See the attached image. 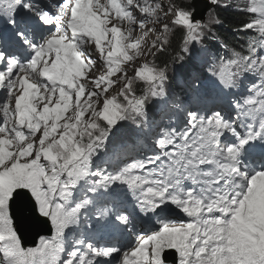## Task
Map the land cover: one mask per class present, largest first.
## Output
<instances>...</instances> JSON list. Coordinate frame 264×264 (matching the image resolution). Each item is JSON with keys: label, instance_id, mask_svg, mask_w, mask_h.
I'll return each mask as SVG.
<instances>
[{"label": "rangeland", "instance_id": "rangeland-1", "mask_svg": "<svg viewBox=\"0 0 264 264\" xmlns=\"http://www.w3.org/2000/svg\"><path fill=\"white\" fill-rule=\"evenodd\" d=\"M171 1L173 9H171ZM150 2V13L148 14V16H144V19L141 18L139 7L136 5L134 12H129V14H127L126 16L118 14L119 12H114V14L109 13L106 18V20L108 21L106 22H99V20L97 19L91 20V23L89 24L90 28L88 30H92L84 31L82 36L83 44L81 43V63H78L77 61L73 62L66 69V74L59 79L60 83L56 87V89L42 91L43 96H41V99L49 97L52 92H56L57 94L63 92L64 95L59 97V100L55 103L53 108L47 109V111L40 112L38 115H35L32 104L30 105L31 109H29V112L27 114L28 125L30 127H36L35 122L39 121L46 126L47 132L50 136H52V139L46 140L45 147H47L50 142L56 140L61 131H66L69 127L72 128L75 119L82 110L83 112L89 114L87 117L81 120L80 124H78V128L81 129V133H86L87 129H82L85 128L86 125H88V122H90V118H95L97 115H99L102 109V104L103 106H105V102H108V99H115L116 97H118L117 95L119 93L121 94L123 91V85L125 84V82L128 81L130 77H133L135 71H140L141 67H144L147 64L146 61L150 59L156 48L155 39L162 35L161 27L168 25V22H170L172 18H175L177 23H179L180 25L190 24L188 14L184 11L176 9V7L174 6V0H150ZM206 2L209 3V0H207ZM221 2L226 5L229 3V0H222ZM228 7L229 5H227V8ZM59 8L60 11L69 12L70 3H67L64 6H59ZM262 14L264 15V12H262ZM117 15L119 16L118 18ZM111 25H114L113 28H110ZM195 31L196 29H191V34L195 35ZM96 51H98L99 53V58H95L93 60L92 58H94L93 55H96ZM109 52H111L110 63L114 64L115 58L118 62L117 65H115L114 73L108 79V83L104 85L102 83V80H99L97 76L103 70H109V68L106 67L105 63L102 60L103 54L107 55L106 59L109 58ZM189 54L190 53L187 51L185 63L188 60L193 61V59L189 57ZM205 61H207V58H205ZM103 65L104 69H102ZM186 65L188 64L186 63ZM194 69L195 66L192 63L189 73L193 72ZM10 86L13 87L12 85ZM10 86L8 85V88ZM105 86L107 87V89H105ZM69 92L72 93L71 96L68 94ZM78 92H81V96L77 101L75 99H77L79 95L77 94ZM8 93L9 92L5 91L2 100ZM189 94L190 91L187 90L186 95L188 96ZM35 96L26 94L27 98L23 100L22 104L24 106V109H26L30 104V98L32 101L36 98ZM130 98L131 96L129 97V99ZM173 100L166 103V107L163 110L164 112L162 111V115L170 112L171 103L173 102ZM36 103L40 104V100L37 99ZM158 103L159 101L155 100V102H153V104L151 105V109L159 112L160 106ZM251 104H254V102H251ZM46 105L47 100H45L44 104H40V107L42 106L44 108ZM259 105L260 102L256 105L255 111L257 110ZM215 109L216 108L214 107L212 110ZM4 111L7 114L10 113V109L8 108L7 104L4 107ZM173 113L174 112H172L171 115H173ZM223 113L226 114V112ZM214 114H217V112H213L212 115L203 112L195 121V123L192 124V128L195 129L201 126L208 127V123H214L216 121L215 117H213ZM5 115L6 114H4V116ZM158 117L160 116L158 115ZM160 123L161 122L157 121L155 124H153L151 128L152 132L147 135V140L150 143L149 145L152 152L155 150L154 142L158 138L157 134L159 133L158 127L160 126ZM41 130L43 129H37L36 132H32L29 131L28 127L25 133H32V135L28 134L26 138L23 136L21 142L14 141L12 144H4L5 153L0 163V168L3 169L0 170L2 173L0 174V237H3L4 241H6L8 244V247L11 246L12 249L16 248L18 250V246H16L17 239L14 236L15 234L12 229V222L9 219L7 211L8 198L11 196L9 192L11 190L12 182L14 189H17L19 187L20 180L22 181V184H28L27 178L23 177V165L34 164L37 172L36 177L38 176L41 178L44 174H46V171L52 168L54 164L53 161L47 162L43 155V158L38 161V167L37 162H35L32 155L34 144L36 146V150L40 151V144L37 142L39 141V131ZM67 131L70 132L71 129ZM35 133L37 134V137L34 136ZM55 135H57V137ZM138 145L140 146L139 151L143 152V145L140 141L138 142ZM118 154L120 155V153ZM130 157H132V155H130L129 157L126 155V161H131L132 159L130 160ZM10 161L12 162L11 166H9ZM121 161L122 160L120 159L117 160L116 165L118 163H121ZM46 165L47 169L45 170ZM116 167H113V169H115ZM49 172L50 171H48V173ZM76 178L77 177L75 175H72V178L70 180ZM146 198L149 199L150 202L153 201L152 196H146ZM42 200L46 201L45 196L42 197ZM239 207H246L247 210L245 211L244 216H240V219L236 220L237 225H240L242 222L251 219L255 210L254 206L247 205L246 202H244ZM230 232L232 235H234V239H243V234L238 235V233H235L233 230H231ZM260 236L261 238H264V232H260ZM55 243L56 239L54 238L51 240V244L55 247ZM167 245L168 244H165V246ZM243 245L245 244L243 241H241L240 249ZM179 248L181 247L178 246V249ZM55 249L56 248H54L53 251ZM31 256L32 257L30 258V263L36 258L34 253H31ZM52 259L53 253L50 252L49 260L45 261V264H52ZM66 260H68V257L64 258L61 262L58 261V263L66 264ZM4 261L5 258H0V264H7ZM25 261L26 259H24L22 262L20 261L19 264H25Z\"/></svg>", "mask_w": 264, "mask_h": 264}, {"label": "trees", "instance_id": "trees-1", "mask_svg": "<svg viewBox=\"0 0 264 264\" xmlns=\"http://www.w3.org/2000/svg\"><path fill=\"white\" fill-rule=\"evenodd\" d=\"M219 0V4L207 14L205 22L199 26L197 33L193 36H187L190 30V25L184 26L178 23H169L161 27L162 35L155 39L156 48L147 64L142 67V72H147L151 75L155 72H164L167 76L166 83L174 85L178 79L177 67L184 63L188 48L195 49L197 53H210V67L206 71L197 73L200 90L216 91L218 88L226 90L229 86L226 82L221 81V74L224 70L242 74L248 67L247 63L242 60L248 58L252 53L254 45L257 44V36L259 31L264 28V15H259V10L256 9L258 0H229V7H222L224 3ZM174 6L186 12L189 16L191 8L188 0H174ZM191 61H186L190 65ZM195 64V62H193ZM214 69L217 76V84L212 81L208 71ZM208 73V74H207ZM196 77V78H197ZM186 78L185 76L183 77ZM139 77L131 78L123 86V91L117 95V104L105 108L101 113L106 118L101 120L95 118L87 129L86 133L80 135L79 146L80 150L87 153L85 167L89 164H94L99 160H103L102 155L106 158L109 156V150L112 147H117L125 141H132L133 134L136 130L141 129L140 120L150 114L147 106H138L141 101L130 102V95L134 98L139 96V90L142 88V83L137 81ZM193 80L192 78H188ZM195 79V78H194ZM131 89L134 91L132 92ZM179 92V90L177 91ZM176 93V92H175ZM133 98V99H134ZM182 97H180L181 99ZM118 120L116 134L107 137V142L101 137L100 129L106 125L113 124ZM93 125L99 127L94 128ZM75 131V130H74ZM97 140V146L93 147L94 141ZM92 150H89V147ZM100 148L102 152L100 154ZM63 146H59L55 151L50 148L46 154L48 158L54 159L59 153H63ZM65 167L67 169L70 154H64Z\"/></svg>", "mask_w": 264, "mask_h": 264}, {"label": "snow or ice", "instance_id": "snow-or-ice-1", "mask_svg": "<svg viewBox=\"0 0 264 264\" xmlns=\"http://www.w3.org/2000/svg\"><path fill=\"white\" fill-rule=\"evenodd\" d=\"M210 5H217L219 4V0H209ZM6 5V7H4ZM222 7H227V5H220ZM46 6L42 4L41 0H0V18L3 17V13L5 11L11 12V24H6L5 27L0 30V40L6 41L9 43L10 46H16L19 47L25 51H28L27 45L31 44L32 48L34 49L36 47V38L39 37L40 39H43L42 33L46 30L45 29V23L40 19V10L45 8ZM31 36V39H30ZM35 53L33 52V55ZM0 56L4 57L3 63L7 64L9 59V54L5 53L3 48H0ZM2 90V89H0ZM70 96L72 95L71 92L68 93ZM64 95L63 92L57 94L56 92H52L49 97H45L44 99H41V96H43V93H40L35 99L30 101L32 104V108L36 113H40L43 111H47L48 107H53L55 103L59 100V97ZM23 99V93L21 92L19 96H17V101H21ZM40 100V104H44L45 100H47V105L44 108L40 107V104L36 103V100ZM7 104L9 109L13 108V105L11 104V94H6V99L3 101H0V110H3L5 105ZM24 110V106L21 104H18L16 106L15 111H13L12 115L15 119L19 120L20 115ZM219 115V114H217ZM36 127H30L27 122L20 123L18 126L19 128L23 129L25 127H29V131L36 132L37 129H43L39 131V135L41 137V140L37 143L40 144V151L36 150L35 144L33 145V152L32 155L34 157L35 162L41 160L43 158L44 148L46 146V140L52 139V136L47 135V128L45 125L40 123L39 121H36ZM118 123V122H117ZM94 128L99 127L98 125H93ZM117 130V124L113 123L111 125H106L105 127L100 129V134L97 136V139H100L101 137L104 138L105 142H107V137L114 136L116 134ZM15 131V129H13ZM55 131V130H54ZM0 133H3L5 135H11L12 133L9 132L8 126L5 123V121L2 119L0 120ZM23 133H21V136ZM244 146H247L249 143H255V140L248 141L244 140L241 142ZM59 147L56 143H53L51 145V148L53 151ZM122 145L117 146V150H119ZM204 161L202 160L201 163ZM11 161L9 162V166H11ZM211 163V161H209ZM0 170H3L0 168ZM203 175L205 176H211L212 173L204 172ZM245 175L247 173L245 172ZM261 177H264V172H262ZM107 179V177H105ZM221 179H225L223 176L218 179H213L210 183L214 185H219L223 187L224 189H227V186L229 183H232V181L225 179V182L223 185H221ZM256 179H259L257 177ZM147 183V181H145ZM196 183V181H193ZM255 182V181H254ZM152 189H149V192H151ZM201 193L203 196L208 197L209 195L215 194L217 196L220 195V187L213 188V187H204L201 189ZM241 193L237 192L235 196L231 199V206L230 207H223L218 208V210L222 213V215L227 216L229 214L233 215L235 220L240 219V213L236 210V205L238 204V201L236 200V196H240ZM27 196L28 199L32 202L33 210L36 211L37 205L35 200L32 199L30 194L27 191H19L17 190L14 194L12 199H15L17 197H24ZM228 193L225 192V195L221 197L225 201V203H228L227 200ZM202 201L197 199L191 192L188 193V200L184 202V206L181 208L183 212H185L186 215H188L190 218L194 220V223H190L187 225H178L173 226V230L179 233L183 236L184 240L183 242L186 244L188 240H191V244L187 245L189 248H195L197 243H200V235L203 234L205 236L204 245L205 247H202L200 250H197V252L193 256H190L188 260L184 261V264H203V261L205 259L204 253L206 252V245L209 242V238L212 237L213 233L217 234V239L220 237H223L225 239L230 238V231L231 227L233 225L232 221L228 222H222L220 220L215 221H209V220H202L199 213H200V206H202ZM216 203H219L218 201ZM160 207V211H165L162 206ZM37 215L39 213L37 212ZM47 220V218H45ZM204 225L203 228H201V225ZM193 233L196 235L193 236ZM228 233L229 235H225ZM218 247H224L223 245H218ZM8 254H13V249L11 246L8 248ZM73 256L76 254L73 253ZM135 252L132 253V256L129 257L125 264H137L135 261ZM173 264H181V257H177L175 253H173ZM242 260H244V257H241ZM14 264H17V262H14ZM67 264H72V261L69 260ZM245 264H264V249H257L253 250L248 259L245 261Z\"/></svg>", "mask_w": 264, "mask_h": 264}, {"label": "water", "instance_id": "water-1", "mask_svg": "<svg viewBox=\"0 0 264 264\" xmlns=\"http://www.w3.org/2000/svg\"><path fill=\"white\" fill-rule=\"evenodd\" d=\"M191 7L193 8L191 23L202 24L212 5L205 0H191ZM10 208L14 228L23 247H31L40 236L48 234L47 221L37 215L36 211L33 210L32 202L27 196L12 199Z\"/></svg>", "mask_w": 264, "mask_h": 264}, {"label": "bare ground", "instance_id": "bare-ground-1", "mask_svg": "<svg viewBox=\"0 0 264 264\" xmlns=\"http://www.w3.org/2000/svg\"><path fill=\"white\" fill-rule=\"evenodd\" d=\"M74 3H76V0H75ZM207 3H208V2H207ZM229 3H230V2H229ZM229 3L226 4V5H229ZM73 5H74V4L71 2V3H70V7H73ZM189 5H190L191 11H192L193 8L191 7V3H189ZM229 6H230V5H229ZM214 7H215V5H212V7H211L210 10H212ZM256 9H257V8H256ZM181 11H183V10H181ZM261 12H264V11L261 10ZM63 21H64V24H63L62 26H64V25H65V26H70L71 23H72V20H71L68 16H65L64 19H63ZM57 28H59V27H57ZM196 33H197V31H195V34H196ZM187 36H193V35L191 34V30L188 31V35H187ZM61 40H62V39H61ZM189 50H191V48H189ZM207 53L210 54L209 52H207ZM191 54H192L193 56L197 57V58L205 57L204 54H199V53H197V52H195V53L191 52ZM91 58H92V57H91ZM92 59H93V58H92ZM1 64H2V65L4 64L3 61H1ZM97 67H98V66H97ZM201 69H202V71H206V69H205L204 67L201 68ZM5 79H7V78H5ZM31 82H32V80H31V79H28V80H26V82H25L20 88H15V87L13 88V89L15 90V92H14L13 95H12V99H13V101H14V105H13L14 108H16V106H17L18 104H21V105L23 104V100H24L25 98H27V97H26V94H30L31 96H35V95H37V94L35 93V91L37 90V87L32 86ZM9 84H10V83H9L8 80H7V81L5 82V86L8 87ZM0 89H2V90H0V97L2 98L6 90H4L3 88H0ZM17 91H18V94H16ZM27 91H28V92H27ZM196 91H197V92L200 91V88H199V87L196 88ZM21 92L23 93V99H22L21 101L18 102V101H17V96H19ZM185 109H186V111H188V112H193V111H195V109H193L191 106H186ZM12 116H13V115H12ZM2 119H3V117L0 116V120H2ZM171 122L174 123V124H177V125H181L179 122H177V121H175V120H171ZM93 146L96 147L97 145H96V144H93ZM183 150H184L185 152H189V151H191L192 149H191V147H187L186 145H184ZM91 164H92V163H91ZM110 167L113 168L112 165H110ZM164 174H166V173H164ZM127 181L130 182L132 185H135V181L133 180L132 177H128V178H127ZM166 181H168V177H167V175H164L163 182H166ZM119 183L122 185V181H120ZM163 188H165V186H163L162 189H163ZM193 194H194V193H193ZM144 199H145V197H143V196H140V197H139V200H140V201H143ZM95 201H98V200H95ZM87 231H88V232H91L93 236H97V237H100V238H102V239L104 238V233H103L102 231H96V230H94V229H90V228H88ZM54 251H57V249H55ZM170 263H171V262H170Z\"/></svg>", "mask_w": 264, "mask_h": 264}]
</instances>
